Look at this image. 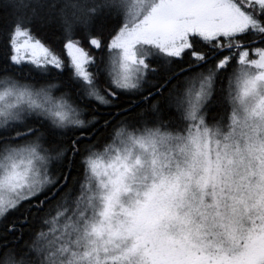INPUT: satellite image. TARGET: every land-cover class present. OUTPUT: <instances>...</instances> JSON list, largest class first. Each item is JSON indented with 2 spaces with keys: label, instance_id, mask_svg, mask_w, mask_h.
Here are the masks:
<instances>
[{
  "label": "snow or ice",
  "instance_id": "6c2138e0",
  "mask_svg": "<svg viewBox=\"0 0 264 264\" xmlns=\"http://www.w3.org/2000/svg\"><path fill=\"white\" fill-rule=\"evenodd\" d=\"M0 264H264V0H0Z\"/></svg>",
  "mask_w": 264,
  "mask_h": 264
}]
</instances>
